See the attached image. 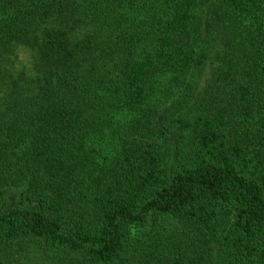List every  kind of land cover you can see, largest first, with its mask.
Instances as JSON below:
<instances>
[{
    "label": "trees",
    "instance_id": "16d2710c",
    "mask_svg": "<svg viewBox=\"0 0 264 264\" xmlns=\"http://www.w3.org/2000/svg\"><path fill=\"white\" fill-rule=\"evenodd\" d=\"M0 264H264V0H0Z\"/></svg>",
    "mask_w": 264,
    "mask_h": 264
}]
</instances>
